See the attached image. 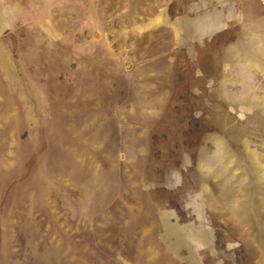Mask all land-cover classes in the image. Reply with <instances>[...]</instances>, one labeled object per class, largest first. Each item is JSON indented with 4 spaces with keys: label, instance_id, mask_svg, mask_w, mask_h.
Masks as SVG:
<instances>
[{
    "label": "rangeland",
    "instance_id": "1",
    "mask_svg": "<svg viewBox=\"0 0 264 264\" xmlns=\"http://www.w3.org/2000/svg\"><path fill=\"white\" fill-rule=\"evenodd\" d=\"M166 209L264 264V0H0V264H187Z\"/></svg>",
    "mask_w": 264,
    "mask_h": 264
},
{
    "label": "water",
    "instance_id": "2",
    "mask_svg": "<svg viewBox=\"0 0 264 264\" xmlns=\"http://www.w3.org/2000/svg\"><path fill=\"white\" fill-rule=\"evenodd\" d=\"M201 200L204 201V197ZM156 235L162 245L187 264L203 263L199 254L200 247L214 248V233L205 220L201 217L195 220L182 219L171 209L159 213Z\"/></svg>",
    "mask_w": 264,
    "mask_h": 264
}]
</instances>
